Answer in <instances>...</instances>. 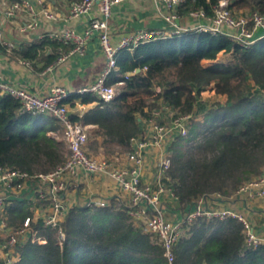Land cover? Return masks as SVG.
Listing matches in <instances>:
<instances>
[{"label":"trees","instance_id":"1","mask_svg":"<svg viewBox=\"0 0 264 264\" xmlns=\"http://www.w3.org/2000/svg\"><path fill=\"white\" fill-rule=\"evenodd\" d=\"M218 0H185L177 8L181 18L203 9L214 15ZM238 7L264 13V0H236ZM44 44L66 47L59 39L21 47L24 58L37 55ZM71 48V45H69ZM60 51H57V54ZM220 52L228 62L215 61ZM204 60H214L204 64ZM113 81L123 80L117 94L103 101L93 93L76 94L80 103L96 101L81 117L93 124V134L114 141L119 150L129 149L130 139L142 133L138 116L148 119L159 111V122L176 115H190L186 135L171 142V165L165 186L172 188L179 208L190 210L201 197H229L247 179L264 168V37L249 47L222 33L187 30L140 43L118 53ZM132 75L128 72L135 71ZM208 86L226 101L215 106L201 99ZM205 109L202 117L199 111ZM201 114V113H200ZM199 118V119H198ZM53 132V134H52ZM63 126L42 113L21 111L20 103L0 95V164L29 174L47 172L61 164L67 148ZM10 219L21 222L31 215L28 205L14 204ZM10 212V210H9ZM32 225L45 242L29 239L17 244L19 258L13 264H169L165 249L134 224L126 206H71L58 227ZM242 223L235 217H197L173 245L172 264H264V244L246 247ZM0 264H6L0 259Z\"/></svg>","mask_w":264,"mask_h":264},{"label":"built area","instance_id":"2","mask_svg":"<svg viewBox=\"0 0 264 264\" xmlns=\"http://www.w3.org/2000/svg\"><path fill=\"white\" fill-rule=\"evenodd\" d=\"M121 1L124 0H71L69 17L75 18L88 13L96 3L99 15L90 19L81 31L65 28L57 36H54L63 44L71 45L67 52H61L58 61H62L72 54H82L88 41L94 37L104 55V64L96 74L94 81L77 89V94L90 92L103 101L113 99L117 94L118 87L123 84V80L110 81L112 72L118 67V53L156 38L187 30L209 31L212 34L222 33L232 41L249 47L264 37V13L250 9L245 11L239 9L237 12L236 0H218L214 15L209 16L207 23L201 22V19L207 17L203 9L190 11L188 15L195 21L191 27H183L177 23L180 19L177 8L185 0H159L167 10L165 19L170 24L168 29H137L126 33L117 45H113L108 20L111 16L112 6ZM23 7L32 10L28 1H21L10 5L6 13L15 14ZM41 16L51 20L56 19V15L48 10L42 11ZM35 26L36 22L32 21L27 23L22 30L32 29ZM2 42L8 49L13 48L12 43L4 40L0 30V43ZM1 94H8L16 99L20 103L21 111L47 114L60 121L63 126L61 138L68 151L65 160L47 172L29 174L20 169L0 164V259L6 264H13L18 260L17 244L20 241L29 239L36 243L45 242V238L39 235L38 230L32 225L38 219L42 220L44 226L58 227L59 238L64 239L60 223L71 207L66 200L65 193L70 185V180L76 178L79 172L88 175H106L128 195L125 206L134 224L140 226L144 232L162 245L169 264H172L174 259L173 245L184 235L186 226L200 216L207 219L235 217L242 223L246 247L264 244V238L255 231L246 217L230 209H205L202 206L204 197L198 198L195 201L197 202L196 207L186 212L182 219L170 220L167 218L162 196L166 194L167 190L172 198L177 199L172 188L163 183V179H169L171 150L163 154L158 161L157 182L155 184L141 183L140 174L145 149L149 146L163 145L166 135L171 131H176L177 135H186L191 126L189 114L176 115L172 110L169 116L171 120L161 123L157 118L160 112L155 110L153 111L154 117L146 119L148 131L142 132L137 137H132L128 150L121 152L116 149L109 155L101 156L92 154L88 150L89 137L85 127L71 118L68 104L69 90L61 86H54L47 93L39 94L0 79ZM82 109L83 104L80 103L78 110ZM124 161L127 162V165ZM28 189L33 192L34 200L40 205V214L37 217L27 215L20 224L13 225L9 221L7 213V208L13 199L10 195L23 196V193ZM237 193L264 198V168L259 176L244 181L238 187ZM215 195L221 197L220 194ZM87 204L100 207L109 205L107 200L97 197L91 198Z\"/></svg>","mask_w":264,"mask_h":264},{"label":"crops","instance_id":"3","mask_svg":"<svg viewBox=\"0 0 264 264\" xmlns=\"http://www.w3.org/2000/svg\"><path fill=\"white\" fill-rule=\"evenodd\" d=\"M28 1L32 10L23 7L15 14H7L10 5L15 2ZM71 0H0V30L4 40L13 44V48L8 49L4 42L0 43V79L18 87L45 94L51 87L61 86L70 91L68 101L69 110L72 117L79 118L90 107L96 105V101L83 104V109L78 110L79 98L75 95L76 90L92 83L96 74L104 64V55L97 39L91 38L82 54H72L62 61H58L61 52H67L69 45L62 50H57L54 45L44 44L37 55L32 58L22 57L19 50L21 47L41 45L45 39H58L57 36L65 28H72L81 31L88 21L99 15L98 4H94L88 13L79 17H69V7ZM48 10L56 15V19H47L42 15V11ZM167 10L161 5L159 0H124L112 6L111 16L108 20L111 42L117 45L126 33L137 29H154L170 27L165 16ZM209 16L201 19L202 23L209 21ZM35 21L36 26L32 29L22 28L29 22ZM195 22L188 14L183 15L177 23L183 27H191ZM57 51L58 52L57 54ZM220 52L215 61L228 62L229 53L226 57H221ZM214 60H204V64H210ZM112 76L110 77V80ZM208 93L214 100L220 103L226 101L224 94H217L208 86L201 93V99L206 101L204 94ZM208 103V101H206ZM165 118L171 115L172 109L165 108ZM142 132L148 131V123L142 115L138 116ZM77 122V121H75ZM78 123V122H77ZM88 133V150L93 154L106 156L113 150L119 149L114 141L107 140L100 135L93 134L96 128L93 124L83 125ZM53 134V132H52ZM176 131H171L166 135L163 145L149 146L143 153V164L141 167L140 180L142 184L157 182L158 161L163 154L170 151L171 142L176 137ZM62 137V134H61ZM66 146V145H65ZM67 148V147H66ZM121 151V150H120ZM122 152V151H121ZM124 163L127 162L124 161ZM13 199L7 213L9 221L13 225L21 222H13L10 217L12 209L18 203L21 207L28 205L31 215L37 217L40 214L39 203L34 200L33 192L28 189L23 196L10 195ZM66 200L70 206L88 205V201L93 198H101L119 206H125L128 195H126L114 181L106 175H88L79 172L77 177L70 180V185L65 193ZM23 197V198H22ZM166 216L170 220H180L189 210H182L175 198L171 197L169 191L162 196ZM108 205V206H109ZM197 202H194L191 209H194ZM202 206L205 209H230L246 217L254 227L255 231L264 238V198L258 196H248L244 193H235L229 197L213 194L204 197ZM10 210V212H9Z\"/></svg>","mask_w":264,"mask_h":264},{"label":"rangeland","instance_id":"4","mask_svg":"<svg viewBox=\"0 0 264 264\" xmlns=\"http://www.w3.org/2000/svg\"><path fill=\"white\" fill-rule=\"evenodd\" d=\"M239 9H241L240 11H245V10H249V7L248 6H241V7H238L237 5H236V11L238 12L239 11ZM220 56V58L222 57H226V55H225V53H222V54H220L219 55ZM204 98L206 99V101H208V104L209 105H211L212 107L213 106H215V105H217V103H220L218 100H214L211 96H208V93H205L204 94ZM220 104H223V103H220ZM205 110V109H204ZM204 110L203 109H201L200 111H199V115L202 117V113L204 112ZM201 113V114H200ZM199 119V118H198ZM192 122V121H191ZM117 150H119V149H117ZM114 151V150H113ZM93 154V153H92ZM110 154V153H109ZM109 154H107V155H109ZM95 155H98V154H95Z\"/></svg>","mask_w":264,"mask_h":264},{"label":"water","instance_id":"5","mask_svg":"<svg viewBox=\"0 0 264 264\" xmlns=\"http://www.w3.org/2000/svg\"><path fill=\"white\" fill-rule=\"evenodd\" d=\"M139 69H136L135 71H131V72H128L127 75H132L134 74L136 71H138Z\"/></svg>","mask_w":264,"mask_h":264}]
</instances>
